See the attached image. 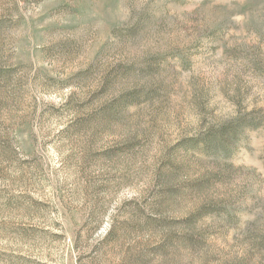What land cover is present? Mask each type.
Returning a JSON list of instances; mask_svg holds the SVG:
<instances>
[{
	"label": "rangeland",
	"instance_id": "obj_1",
	"mask_svg": "<svg viewBox=\"0 0 264 264\" xmlns=\"http://www.w3.org/2000/svg\"><path fill=\"white\" fill-rule=\"evenodd\" d=\"M0 264H264V0H0Z\"/></svg>",
	"mask_w": 264,
	"mask_h": 264
}]
</instances>
